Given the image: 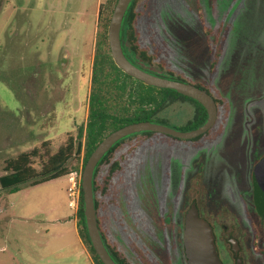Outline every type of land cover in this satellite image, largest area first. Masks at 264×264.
<instances>
[{
    "label": "rangeland",
    "instance_id": "rangeland-1",
    "mask_svg": "<svg viewBox=\"0 0 264 264\" xmlns=\"http://www.w3.org/2000/svg\"><path fill=\"white\" fill-rule=\"evenodd\" d=\"M116 1L0 0V176L6 160L44 141L56 151L86 123L99 13L111 16ZM154 6L153 20L142 22L141 32L151 47L154 36L165 50L171 73L138 62L172 79L208 83L210 57L199 15L211 27L222 21L230 26L213 79L230 109L213 141L192 145L155 134L128 155L116 202L102 211L106 228L134 264L143 263L132 244L161 264H187L172 239L194 200L210 220L240 222L248 231L239 235L247 262L264 264L251 243L259 236L260 245L261 231L252 236L250 225H261L250 218L258 202L252 170L264 155V0H154ZM195 109L192 102H177L161 115L179 129ZM83 157L72 158V171H83ZM33 165L39 167L38 159ZM67 188L65 175L1 192L0 264H94L79 238Z\"/></svg>",
    "mask_w": 264,
    "mask_h": 264
},
{
    "label": "trees",
    "instance_id": "trees-1",
    "mask_svg": "<svg viewBox=\"0 0 264 264\" xmlns=\"http://www.w3.org/2000/svg\"><path fill=\"white\" fill-rule=\"evenodd\" d=\"M154 0H132L125 14L121 29L123 49L128 58L141 68L167 78H174L162 73L154 72L142 66L138 61L145 62L150 66H156L163 71L171 73L170 61L166 57L165 50L159 47L154 36L150 41L154 47L145 42L141 23L145 20H153ZM112 10H110L111 12ZM110 15L100 9V30L95 45V53L92 63L91 86L88 99V117L76 135L68 136L65 143L56 151H52L49 141H44L40 147H35L29 152H22L16 158L6 160L4 171L0 176L1 192L15 193L24 186H36L53 179L68 175L73 168L70 161L76 155L84 152L82 168H84L89 156L96 146L111 132L130 123L151 121L166 124V118L162 113L172 104L177 102H192L195 112L181 130H191L203 125L207 121V110L196 100L178 93L173 89L157 88L146 85L143 82L127 75L114 62L108 42V26ZM203 32L208 44L210 64L207 84L194 83L205 89L215 99L218 106V117L215 125L206 133L194 139H179L170 135L144 131L132 134H141L134 142H131L130 153L140 144L150 141L155 134H160L165 141H190L192 145L203 144L217 138L223 131L224 123L228 118L230 109L229 102L213 84L214 76L224 50L229 34L230 26L224 21L217 27H211L203 17L199 15ZM183 80V78H178ZM189 82L187 80H184ZM192 83V82H190ZM168 126V125H167ZM131 136V135H130ZM125 137L115 143L99 161L94 172V201L97 210L98 225L103 241L118 264H134L120 247L118 242L109 234L102 210L108 203L116 202L117 175L121 167L119 153ZM171 138V140H169ZM173 139V140H172ZM127 153V152H126ZM38 159L39 167L33 165V160ZM260 209L261 238L264 241V200L261 194L258 196ZM78 234L82 242L88 248L94 264H104L96 254L88 235L84 216L83 190L80 207L77 212ZM259 236L253 238V249L264 257V246L259 245ZM260 238V239H261ZM134 251L139 255L143 264H161L154 256L132 244Z\"/></svg>",
    "mask_w": 264,
    "mask_h": 264
},
{
    "label": "water",
    "instance_id": "water-1",
    "mask_svg": "<svg viewBox=\"0 0 264 264\" xmlns=\"http://www.w3.org/2000/svg\"><path fill=\"white\" fill-rule=\"evenodd\" d=\"M132 0H117L108 26V42L115 64L127 75L157 88L177 91L199 102L207 110V121L191 130H179L170 126L142 121L125 125L107 135L93 150L82 171V190L84 198V216L89 238L96 254L104 264H118L109 253L98 225L97 210L94 201V172L102 157L121 139L135 133L151 131L173 136L179 139H194L211 129L218 117V106L214 97L205 89L180 79H172L151 73L133 63L123 49L121 29L125 14ZM253 178L261 190L264 200V156L256 163ZM183 244L187 264H223L215 242V234L210 222L202 217L193 201L185 213ZM237 264H244L241 258Z\"/></svg>",
    "mask_w": 264,
    "mask_h": 264
},
{
    "label": "flooded vegetation",
    "instance_id": "flooded-vegetation-1",
    "mask_svg": "<svg viewBox=\"0 0 264 264\" xmlns=\"http://www.w3.org/2000/svg\"><path fill=\"white\" fill-rule=\"evenodd\" d=\"M131 145H132L131 142L130 143L124 142L122 144L121 149H120V153H119L118 156H120V159H121V167H120L119 173L117 175V181L118 182H119L120 177H121V175H122V173L125 170V167L127 165V160H128L127 157H128V155L134 154V152H135V150H134L133 153L129 152V150L131 148ZM125 152H127V153H125ZM253 170H254V168H253ZM253 170H252V186H253L252 193H253V199L255 198V200L257 199V201H259L258 200V196H260L261 190H260L259 185L256 184V182L254 181ZM118 185H119V183H117V187H118ZM111 204L112 203H108L104 207V209H106ZM196 204L198 206L197 202H196ZM198 208H199L200 215L202 217L206 218L210 222L211 226L213 227V231H214V234H215V242H216V245H217V251H218V254H219L221 260L223 261V264H237V259L238 258H241L243 260L244 264H249L247 262V255H249V254L246 251V247L244 246L241 238L239 237V235L246 236L247 233H248L247 229L245 227H243L240 222L227 223L225 221H221L220 217H215V218H213V220H210L207 216L204 215V212H202V210L200 209L199 206H198ZM260 208L261 207L259 206V203L258 202H257V204L255 203V209H256L255 211L256 212H254L255 214H251V218H250L251 220H254V218L257 217L259 219V221H260V219H261L260 218L261 217V215H260V210L261 209ZM187 209H186V211H187ZM186 211L184 212L183 221L181 223H177L178 227L181 225L182 230L181 231L179 230V231H177V233H175L172 241H173L174 251L178 252V253H180V251H181L183 256H184V261H186V263H187L185 249H184V244H183L184 222H185V213H186ZM250 225H251L252 236L254 235V233L257 230H261V225H259L256 222H250ZM252 241H253V237L251 238V243H252V247H253V242ZM261 243H263V239L262 238H261V241H260V245H261ZM253 251L256 254H259L254 249H253ZM259 255L262 258H264L261 254H259Z\"/></svg>",
    "mask_w": 264,
    "mask_h": 264
},
{
    "label": "built area",
    "instance_id": "built-area-1",
    "mask_svg": "<svg viewBox=\"0 0 264 264\" xmlns=\"http://www.w3.org/2000/svg\"><path fill=\"white\" fill-rule=\"evenodd\" d=\"M67 192L69 197V206L77 215L82 194V171H71L68 174Z\"/></svg>",
    "mask_w": 264,
    "mask_h": 264
},
{
    "label": "crops",
    "instance_id": "crops-1",
    "mask_svg": "<svg viewBox=\"0 0 264 264\" xmlns=\"http://www.w3.org/2000/svg\"><path fill=\"white\" fill-rule=\"evenodd\" d=\"M76 226H77V224H76ZM80 238V237H79ZM81 240V239H80ZM82 242V241H81ZM83 244V243H82ZM90 256V255H89ZM90 258H91V256H90ZM91 260H92V258H91ZM93 261V260H92ZM94 263V262H93Z\"/></svg>",
    "mask_w": 264,
    "mask_h": 264
}]
</instances>
